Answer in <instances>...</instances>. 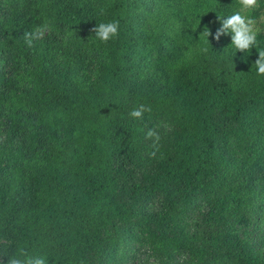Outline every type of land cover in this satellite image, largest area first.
Masks as SVG:
<instances>
[{
    "label": "trees",
    "instance_id": "obj_1",
    "mask_svg": "<svg viewBox=\"0 0 264 264\" xmlns=\"http://www.w3.org/2000/svg\"><path fill=\"white\" fill-rule=\"evenodd\" d=\"M239 9L0 0V264H264V26L235 56L200 36Z\"/></svg>",
    "mask_w": 264,
    "mask_h": 264
},
{
    "label": "clouds",
    "instance_id": "obj_2",
    "mask_svg": "<svg viewBox=\"0 0 264 264\" xmlns=\"http://www.w3.org/2000/svg\"><path fill=\"white\" fill-rule=\"evenodd\" d=\"M240 9L229 15L227 17L216 16L217 22L220 27L215 31V34L211 32L209 28H205L200 36L206 38V43L208 45V37L212 36V39L219 41L221 36L230 35L231 47L234 50L233 56L237 52L248 53L251 49L258 46L257 34L258 29L256 28V21L250 17V13L259 7V0H238ZM96 39L100 42L107 43L110 39L116 37L119 31V22L112 21L107 23H100L96 25L92 30ZM44 33L43 28H37L35 31L30 33H25L24 40L29 47H32L33 40L41 39ZM202 52H207L208 48L204 47L201 49ZM258 58L255 60L254 64L257 76H264V49H260L257 52ZM151 107L140 105L138 108L130 113V116L136 119L143 117L145 112H150ZM146 138H155L153 147H155L156 142L159 140V136L152 130H148L146 133ZM154 157L155 152L151 153ZM21 256L24 259L12 258L7 261V264H47V261L42 256H31L26 252H21Z\"/></svg>",
    "mask_w": 264,
    "mask_h": 264
},
{
    "label": "rangeland",
    "instance_id": "obj_3",
    "mask_svg": "<svg viewBox=\"0 0 264 264\" xmlns=\"http://www.w3.org/2000/svg\"><path fill=\"white\" fill-rule=\"evenodd\" d=\"M256 21V26H264V12L260 13L257 18L254 19Z\"/></svg>",
    "mask_w": 264,
    "mask_h": 264
}]
</instances>
